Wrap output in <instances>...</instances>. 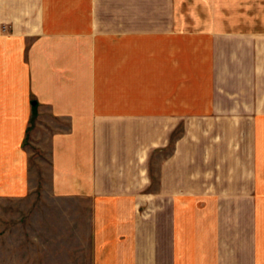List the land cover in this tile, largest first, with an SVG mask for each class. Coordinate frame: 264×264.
Instances as JSON below:
<instances>
[{"label": "crops", "instance_id": "obj_1", "mask_svg": "<svg viewBox=\"0 0 264 264\" xmlns=\"http://www.w3.org/2000/svg\"><path fill=\"white\" fill-rule=\"evenodd\" d=\"M29 159L94 264H264V0H0V201Z\"/></svg>", "mask_w": 264, "mask_h": 264}, {"label": "rangeland", "instance_id": "obj_2", "mask_svg": "<svg viewBox=\"0 0 264 264\" xmlns=\"http://www.w3.org/2000/svg\"><path fill=\"white\" fill-rule=\"evenodd\" d=\"M32 164L30 160L28 194L0 201V264H94L88 245L86 205L41 194L39 187L35 188L38 182ZM43 198L53 200L54 205ZM178 242L171 241L158 264H179Z\"/></svg>", "mask_w": 264, "mask_h": 264}]
</instances>
